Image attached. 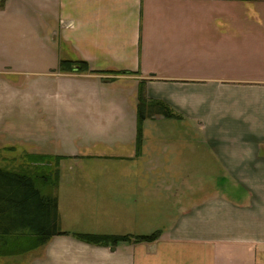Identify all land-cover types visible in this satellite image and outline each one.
Segmentation results:
<instances>
[{
	"label": "crops",
	"instance_id": "1",
	"mask_svg": "<svg viewBox=\"0 0 264 264\" xmlns=\"http://www.w3.org/2000/svg\"><path fill=\"white\" fill-rule=\"evenodd\" d=\"M140 86L176 118L137 152ZM26 157L68 236L0 264H264V0H0V168Z\"/></svg>",
	"mask_w": 264,
	"mask_h": 264
},
{
	"label": "trees",
	"instance_id": "2",
	"mask_svg": "<svg viewBox=\"0 0 264 264\" xmlns=\"http://www.w3.org/2000/svg\"><path fill=\"white\" fill-rule=\"evenodd\" d=\"M65 72H88L83 63H60ZM161 117L176 118L167 105L148 101L138 90L136 150L141 147L142 123ZM45 158H28L26 163H36L37 167H24L13 171L0 168V258L23 255L35 248L46 245L52 238L68 236L60 230L58 199V172L44 167ZM54 164L57 160L53 159ZM28 164V166H29ZM42 165V167H39ZM50 187V188H49ZM159 234L149 236H106L73 234L75 239L94 246H115L120 242L151 244Z\"/></svg>",
	"mask_w": 264,
	"mask_h": 264
},
{
	"label": "rangeland",
	"instance_id": "3",
	"mask_svg": "<svg viewBox=\"0 0 264 264\" xmlns=\"http://www.w3.org/2000/svg\"><path fill=\"white\" fill-rule=\"evenodd\" d=\"M197 158H198V162H200L201 164H199L198 163V167H203V154L201 153V152H199L198 151V154H197ZM21 160V163L23 164H25V162H23L22 161V158L20 159ZM202 160V161H201ZM23 164V165H24ZM67 164H69V166L68 167H70V165H71V162L69 163H67ZM75 165V166H74ZM76 166H79V167H109V164L106 162V163H102V164H100V163H93V162H86V163H80V162H75V164H73V165H71V167H76ZM51 169H52V171H57V167H50ZM58 172V171H57ZM75 173V172H74ZM79 174H81V175H83V173L82 172H78ZM58 182H59V174H58ZM50 188V187H49ZM57 189H58V186L56 187V190H55V192H56V195H57ZM18 256V255H17ZM0 259H2V258H0Z\"/></svg>",
	"mask_w": 264,
	"mask_h": 264
}]
</instances>
